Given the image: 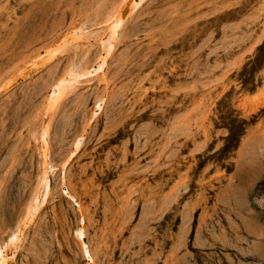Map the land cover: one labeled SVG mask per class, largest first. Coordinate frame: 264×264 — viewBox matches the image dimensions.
Returning <instances> with one entry per match:
<instances>
[{
  "label": "rangeland",
  "instance_id": "rangeland-1",
  "mask_svg": "<svg viewBox=\"0 0 264 264\" xmlns=\"http://www.w3.org/2000/svg\"><path fill=\"white\" fill-rule=\"evenodd\" d=\"M124 1L0 0L9 264H264V0Z\"/></svg>",
  "mask_w": 264,
  "mask_h": 264
},
{
  "label": "bare ground",
  "instance_id": "bare-ground-1",
  "mask_svg": "<svg viewBox=\"0 0 264 264\" xmlns=\"http://www.w3.org/2000/svg\"><path fill=\"white\" fill-rule=\"evenodd\" d=\"M136 5H137L136 0H125L123 5L121 6V8L113 14V17L111 19L110 28H109L110 33L108 35V38L105 41H102V46L106 50V54L109 53L110 50H112L111 48L115 44L114 39L116 38V36L119 33L118 30H119L122 22L124 21V19L128 15V13L130 14V12L135 8ZM104 64H105V56L102 57V60L98 63L96 69H93V70L95 72L102 71ZM90 72L91 71H89L88 69L77 70L76 72H73V69H71L69 72V79L68 80H75L81 76H84L86 74H90ZM65 82H66V79L63 77V78L59 79L58 81H56L52 85V87H51L52 92H51L50 96L48 97L47 104H46L47 105L46 106L47 114L51 111V109L54 107V105L57 103L60 96L62 95L64 88H65ZM47 127L48 126H46V124H45L44 138H42V148L43 149H45V148L47 149V147H46V145H47V141H46ZM79 143H80V140L77 139L75 142V146L77 147L79 145ZM44 151H46V150H44ZM41 187H43V189H44V185H41ZM40 193H41V197H42L41 201L38 200ZM47 195H48L47 189H44V192H39L38 195H36L34 198V201H33L34 205L32 208L34 210H37L39 208V206L41 205V203L44 200H46ZM79 207H80V205H79ZM29 212H30V210H29ZM84 235H85L84 227H79L75 232L76 239L80 242L82 249L84 251V254L87 256V258L92 263L98 264L94 260L93 256L89 252V248H87V245L84 242V239H83ZM14 241H15V238H12L11 242L13 243ZM9 259L10 258L8 256V253L6 251H3L2 246L0 244V264H9Z\"/></svg>",
  "mask_w": 264,
  "mask_h": 264
}]
</instances>
